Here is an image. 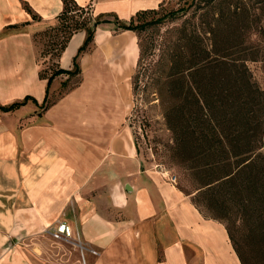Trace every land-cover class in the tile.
<instances>
[{
	"label": "crops",
	"instance_id": "1",
	"mask_svg": "<svg viewBox=\"0 0 264 264\" xmlns=\"http://www.w3.org/2000/svg\"><path fill=\"white\" fill-rule=\"evenodd\" d=\"M61 7V0H0V104L36 100L0 109V264H241L224 224L203 218L142 163L127 128L101 126L98 109L74 112L80 92L39 111L45 79L38 77L32 33ZM99 30L106 32L96 29L97 46ZM124 33L131 31L117 37ZM84 35L71 36L60 66L70 67ZM97 49L84 65L93 69L86 80L91 106L120 85L111 68L121 60L107 59L112 47ZM58 221L70 236H52ZM62 241L73 246L61 249Z\"/></svg>",
	"mask_w": 264,
	"mask_h": 264
},
{
	"label": "trees",
	"instance_id": "2",
	"mask_svg": "<svg viewBox=\"0 0 264 264\" xmlns=\"http://www.w3.org/2000/svg\"><path fill=\"white\" fill-rule=\"evenodd\" d=\"M61 2L54 18L32 33L34 44L36 37L44 38L40 56L57 59L48 73L38 68V77L45 79L40 112L55 103L48 100L54 77L80 72L78 56L91 47L99 24L109 20L94 13L89 1ZM163 3L139 8L126 20L114 17V31L130 30L136 36L138 56L131 75L132 93L154 87L173 133L170 148L174 156L180 161L189 159L186 149L192 143V174L199 178L192 203L204 201L214 218L225 222L241 264H252L239 240V227L246 226L244 235L256 243L255 250L264 264V87L253 79L247 65L248 60L264 63V0H179L170 8ZM22 6L33 19H40L26 1ZM188 13L192 29L186 26ZM177 19L181 21L173 29L176 41H162L155 56L157 41L152 31ZM81 30L85 35L71 66H60L62 51L71 36ZM36 58L38 63L37 54ZM66 83L61 81L63 88ZM28 98L36 102L25 95L0 104V109L12 110Z\"/></svg>",
	"mask_w": 264,
	"mask_h": 264
},
{
	"label": "rangeland",
	"instance_id": "3",
	"mask_svg": "<svg viewBox=\"0 0 264 264\" xmlns=\"http://www.w3.org/2000/svg\"><path fill=\"white\" fill-rule=\"evenodd\" d=\"M88 1L91 2L94 13L104 15L103 17L109 19L103 21L98 26V28L105 29L106 32L99 30L95 36L98 46L93 42L87 51L82 52L78 56L80 65V72L78 74L68 77L67 74L62 73L54 77L49 87L48 100H55L56 102L69 93L74 96L80 92L79 96L76 98L78 103L75 106L76 110L74 112L79 114L88 109H98L100 110V116L97 119L100 120L101 126L105 127L110 123L111 125H116L117 130H120L122 127L127 128L131 133L137 157L142 163L144 162L151 168L157 169L159 172L160 170H167L168 174L174 175L175 181L172 182L168 178L167 179L174 184L175 189L180 192L179 194L182 199L193 205L203 218L214 219L221 223H225L221 219L214 218V214L205 206L204 201L200 202L199 205L192 203L193 190L199 185V178H196V174H192V143L186 149V151L189 152V159L180 161V157L176 158L174 156V151L170 148V145L173 143V133L167 127L161 106L162 104L156 98L157 95L155 94L154 87L149 85L147 88L142 87V89L134 93V95L132 93L131 75L134 72L138 56L136 36H134L135 34L131 31V34L124 33L120 37H117L120 32L112 29L115 26V18L126 20L134 14L137 9L143 7H157L158 3L161 1L164 2L163 4L167 8L174 7L179 0H87L86 2ZM186 16L189 18V23L186 25L187 29H192V16L189 13ZM180 21L181 19L167 22L165 25L152 31V36L156 38L155 40L157 41L156 48L154 49L155 56H157L160 51V44L162 41L166 40L167 43L169 41H176L177 32L173 29L175 26L179 25ZM261 22L264 26V18H262ZM36 38L34 46L38 56V68H45L48 73L50 71L49 68H52L56 64L57 59L49 57L48 55L40 56L44 38L42 36ZM252 39H255L254 35H252ZM104 46L113 48L106 54L107 59H112V57L116 55V59L121 60L120 64L122 66L118 64V70L111 68L113 72L118 71L117 80L120 85L118 86V83L115 84L107 97L103 99L102 97L100 99L94 98V100H98L99 103L96 104V106H91V104H89L91 100L90 93L94 91H92L90 85L86 84V80L93 69L91 67L86 68L84 65L86 61L93 58V53L96 51L97 47V50H100V48ZM116 46L123 49L116 50ZM247 65L252 72L253 79L259 86L264 87V63L261 60H248ZM90 66H93V64ZM62 80L67 81L65 88L61 85ZM117 86L119 87L118 89ZM69 99L75 100V98L71 96L67 99V102ZM85 102L87 103L83 104ZM38 109L40 110V107ZM84 122L86 121L84 120ZM183 155L187 156L186 153H183ZM239 234H241L239 239L240 243L243 244V248L246 250L250 262H253L252 264H263L262 256L255 250V248L257 249L256 243L247 240V237L244 235L246 234V226L240 225ZM70 246H73V244L68 241H62L59 245L61 249Z\"/></svg>",
	"mask_w": 264,
	"mask_h": 264
},
{
	"label": "built area",
	"instance_id": "4",
	"mask_svg": "<svg viewBox=\"0 0 264 264\" xmlns=\"http://www.w3.org/2000/svg\"><path fill=\"white\" fill-rule=\"evenodd\" d=\"M160 173L172 182L175 181V176L168 174L167 170H160ZM51 234L54 238L68 237L71 234V228L64 221H58L55 227L51 230ZM91 251L95 252L96 250L91 249Z\"/></svg>",
	"mask_w": 264,
	"mask_h": 264
}]
</instances>
